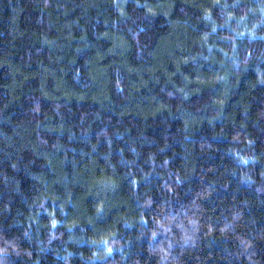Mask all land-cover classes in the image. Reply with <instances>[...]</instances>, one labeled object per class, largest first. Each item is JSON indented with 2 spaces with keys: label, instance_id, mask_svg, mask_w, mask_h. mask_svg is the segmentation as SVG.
Returning a JSON list of instances; mask_svg holds the SVG:
<instances>
[{
  "label": "trees",
  "instance_id": "1",
  "mask_svg": "<svg viewBox=\"0 0 264 264\" xmlns=\"http://www.w3.org/2000/svg\"><path fill=\"white\" fill-rule=\"evenodd\" d=\"M0 264H264V0H0Z\"/></svg>",
  "mask_w": 264,
  "mask_h": 264
}]
</instances>
